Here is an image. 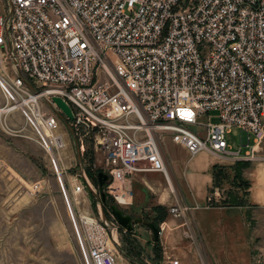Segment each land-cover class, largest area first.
I'll return each instance as SVG.
<instances>
[{
    "label": "built area",
    "instance_id": "2783aa9c",
    "mask_svg": "<svg viewBox=\"0 0 264 264\" xmlns=\"http://www.w3.org/2000/svg\"><path fill=\"white\" fill-rule=\"evenodd\" d=\"M6 1L0 83L14 101L9 108L34 109L44 145L58 153L66 141L52 97H63L71 123L93 133L108 174L104 190L120 206L133 203L136 173L168 175L155 129L172 132L190 156L252 157L254 147L232 150V128L255 143L264 138V0ZM191 210L174 205L169 214L193 239ZM109 229L116 224L82 216L93 264H117Z\"/></svg>",
    "mask_w": 264,
    "mask_h": 264
},
{
    "label": "rangeland",
    "instance_id": "374dc122",
    "mask_svg": "<svg viewBox=\"0 0 264 264\" xmlns=\"http://www.w3.org/2000/svg\"><path fill=\"white\" fill-rule=\"evenodd\" d=\"M7 8V1L0 0V14ZM2 68L0 62V76ZM13 104L0 83V264H93L82 238L83 215L116 224L117 229H109L108 249L117 264H170L178 259L166 263L157 257L161 249L148 226L156 222L152 202L139 207L134 184L129 206H120L99 186L104 157L92 132L75 127L59 112L66 146L51 151L44 145L37 112L26 106L3 110ZM39 105L41 111L52 110L45 99ZM209 115L218 120L216 111ZM153 131L172 178L173 160L191 156L172 132ZM226 138L234 151L254 147L249 150L253 156L219 158L207 207L189 215L194 237L187 238L193 252L190 264H264V202L257 198L259 184L264 188V138L255 143L251 135L249 141L248 133L238 128ZM37 183L39 189L32 191ZM113 205L125 213L135 209L141 222L127 230L114 218Z\"/></svg>",
    "mask_w": 264,
    "mask_h": 264
},
{
    "label": "crops",
    "instance_id": "0c3cea01",
    "mask_svg": "<svg viewBox=\"0 0 264 264\" xmlns=\"http://www.w3.org/2000/svg\"><path fill=\"white\" fill-rule=\"evenodd\" d=\"M184 150L187 152L185 148ZM219 158L211 151L203 150L187 161L181 158L173 160L171 183L170 174L168 177L158 172L136 173L133 176V184L137 205L141 207L146 200L152 202L154 218L157 216L154 208L158 206L166 207L169 212L171 206L188 205L194 214L196 210L205 209L209 200V190L214 181V166L218 164ZM258 193V200L264 202V188L260 184ZM126 213L132 216L134 225L141 222L136 216L135 209ZM159 221L158 228L161 229L162 226L159 239L161 259L167 263L169 257H175L181 264H190L193 257L192 246L184 235L186 228L182 219L167 214Z\"/></svg>",
    "mask_w": 264,
    "mask_h": 264
},
{
    "label": "water",
    "instance_id": "95a60500",
    "mask_svg": "<svg viewBox=\"0 0 264 264\" xmlns=\"http://www.w3.org/2000/svg\"><path fill=\"white\" fill-rule=\"evenodd\" d=\"M52 100L54 101V103L59 107V109L62 111V113L70 121L74 120L73 110H72L71 106L67 103V101L63 97L54 95L52 97ZM98 176H99V183L101 186H103L108 181V175L105 172L101 171V172H99ZM103 197H104V195H103ZM111 210H112V214H113L114 218L117 220V222L120 225L125 227L127 230L133 229V226H134L133 223L134 222H133V218L130 214L125 213V211L123 209L119 208L116 205H113L111 207ZM148 226L153 231L154 240L158 241L160 239L159 228L154 223H149Z\"/></svg>",
    "mask_w": 264,
    "mask_h": 264
},
{
    "label": "trees",
    "instance_id": "16d2710c",
    "mask_svg": "<svg viewBox=\"0 0 264 264\" xmlns=\"http://www.w3.org/2000/svg\"><path fill=\"white\" fill-rule=\"evenodd\" d=\"M216 166H217V165L214 166V178H215V168H216ZM99 186H100L101 188H103V187L105 186V184H104L103 186H101L100 183H99ZM110 208H111V207H110ZM154 210H155L156 213H157V216H156L154 219H155L156 222H158V223L154 222V224H155L157 227H159V224H160V221H159V220H162V219H164V218L167 216V214H168V209H167L166 207L158 206V207H155ZM130 231H131V230H130ZM154 243H155V245H158V246L160 247V240H158V241H155V240H154ZM157 257H158L159 259H161V254H158Z\"/></svg>",
    "mask_w": 264,
    "mask_h": 264
},
{
    "label": "bare ground",
    "instance_id": "6f19581e",
    "mask_svg": "<svg viewBox=\"0 0 264 264\" xmlns=\"http://www.w3.org/2000/svg\"><path fill=\"white\" fill-rule=\"evenodd\" d=\"M18 106H20V104H16L15 105V107H18ZM12 109H14L13 107H10V108H8V109H3L5 112H6V110L7 111H10V110H12ZM3 110H2V112H3ZM152 128V127H151ZM153 128H155V127H153ZM149 129H150V127H149ZM167 174H168V177H169V172L167 171ZM169 179H170V177H169ZM171 181V180H170Z\"/></svg>",
    "mask_w": 264,
    "mask_h": 264
}]
</instances>
